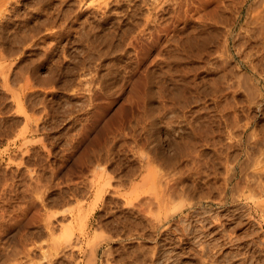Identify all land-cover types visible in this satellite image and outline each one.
<instances>
[{
    "label": "rangeland",
    "instance_id": "374dc122",
    "mask_svg": "<svg viewBox=\"0 0 264 264\" xmlns=\"http://www.w3.org/2000/svg\"><path fill=\"white\" fill-rule=\"evenodd\" d=\"M153 1L0 0V264H264L258 1Z\"/></svg>",
    "mask_w": 264,
    "mask_h": 264
},
{
    "label": "bare ground",
    "instance_id": "6f19581e",
    "mask_svg": "<svg viewBox=\"0 0 264 264\" xmlns=\"http://www.w3.org/2000/svg\"><path fill=\"white\" fill-rule=\"evenodd\" d=\"M5 1L7 2V0H5ZM101 1H102V0H101ZM152 1H153V0H152ZM156 1H158V0H155V1H153V2L156 3ZM192 1H193V0H192ZM199 1H200V0H199ZM204 1H208V0H204ZM204 1H203V2H204ZM216 1H218V3L215 2L216 5L220 4V6H222V5H221L222 0H216ZM225 1H226V0H225ZM238 1H241V0H238ZM238 1L236 0V2H238ZM242 1H243L244 4H246L249 0H242ZM253 1L255 2V0H253ZM257 1H258V3H257ZM257 1H256L255 3H257L258 5H257V6L255 5L256 7L254 6V9H253V10L251 9V11H253V12L251 13V14H252V16H251L252 20L247 21V22H250V25L252 24V25L254 26V28H255V27H258V28H259V31L257 30L258 28H256V31L259 32V33H258V38H257V39H260L261 47H264V33H261V31L264 30V0H257ZM145 2H146V0H145ZM171 2H172V1H171ZM197 2H198V1H197ZM197 2H196V3H197ZM200 2H201V1H200ZM200 2H199V3H200ZM208 2H209V1H208ZM219 2H220V3H219ZM228 2H232V0H231V1H228ZM249 2H252V1H249ZM254 2H252V3L255 4ZM81 3H82V2H81ZM87 3H88V2H87ZM158 3H159V1H158ZM188 3H189V2H188ZM199 3H197V4H199ZM205 3H206V2H205ZM205 3H204V4H205ZM224 3H225V2H224ZM234 3H235V2H234ZM234 3H232V4H234ZM239 3H241V2H239ZM104 4H105V3H104ZM104 4L102 3V5H104ZM146 4H147V3H146ZM201 4L203 5L202 2H201ZM201 4H200V6H201ZM227 4H228V3H227ZM235 4L237 5L238 3H235ZM250 4H251V3H250ZM3 5H4V4H3ZM3 5H1V6H3ZM100 5H101V4H100ZM149 5H150V4H148V6H149ZM156 5H157V4H156ZM159 5H162V4L159 3ZM159 5H157L158 7H157V6H156V7L159 8ZM224 5H226V3H225ZM230 5H231V4H230ZM236 5H235V6H236ZM13 6H14V5H13ZM104 6H105V5H104ZM129 6H130V5H129ZM144 6H145V5H144ZM171 6H172V5H171ZM185 6H186V5H185ZM191 6H192V5H191ZM214 6H215V5H214ZM228 6H229V4H228ZM232 6H234V5H231V6H229V7H232ZM238 6H239V4H238ZM156 7H154V8L156 9ZM194 7H195V6H194ZM239 7H240V6H239ZM252 7H253V6H252ZM126 8H127V7H126ZM161 8H162V7H161ZM161 8H160V9H161ZM214 8L216 9V10L214 9V11L217 12V11H218V7H217V8L214 7ZM225 8H226L227 10L230 9V8L227 7V5L225 6ZM225 8H224V9H225ZM235 8H236V7H235ZM235 8H233V10H234ZM237 8H238V7H237ZM248 8H249V6H248ZM90 9H91V8H90ZM109 9H110V8H109ZM128 9H129V8H128ZM155 9H154V10H155ZM187 9H190V8H187ZM195 9H196V8H195ZM224 9H222V10L224 11ZM226 9H225V10H226ZM93 10H94V9H93ZM151 10H152V9H151ZM182 10H183V9H182ZM182 10H181V11H182ZM198 10H199V9H198ZM220 10H221V9H220ZM220 10H219V11H220ZM222 10H221V11H222ZM227 10H226V11H227ZM230 10H231V9H230ZM233 10H232V12H233ZM238 10H239V8H238ZM238 10H237V9L234 10V12L236 11V13H237V15H236L237 17L240 16V11H238ZM157 11H158V10H157ZM188 11H189V10H188ZM194 11H195V10H194ZM209 11L211 12V11H213V10H209ZM158 12H159V11H158ZM196 12H197V11H196ZM245 12H246V11H245ZM247 12H249V9L247 10ZM129 13H130V12H129ZM200 13H202V12H200ZM206 13H207V12H206ZM217 13H218V12H217ZM222 13H223V12H222ZM224 13H225V12H224ZM236 13H235V14H236ZM152 14H153V13H152ZM154 14H155V13H154ZM157 14H158V13H157ZM168 14H169V13H168ZM184 14H185V13H184ZM204 14H205V11H204ZM208 14H210V13H208ZM211 14L214 15L215 13H214V14L211 13ZM211 14H210V15H211ZM220 14H221V13H219L218 15H220ZM233 14H234V13H233ZM235 14H234V16H235ZM247 14H248V13H247ZM131 15H134V14H131ZM176 15H177V14H176ZM196 15H198V14H196ZM206 15H207V14H206ZM210 15H208V17L206 16L207 18H209V19L206 18L207 21L209 20L208 22H210V21L212 20V18L210 19V17H211ZM221 15H222V14H221ZM221 15H220V16H221ZM228 15H229V14H228ZM244 15H245V14H244ZM146 16H147V14H146ZM149 16H150V15H149ZM153 16L155 17V15H153ZM186 16H187V15H186ZM198 16H199V15H198ZM204 16H205V15H204ZM209 16H210V17H209ZM215 16H217V15L215 14ZM220 16H219V17H220ZM230 16H231V14H230ZM245 16H246V15H245ZM249 16H250V15H249ZM8 17H9V16H8ZM176 17H177V16H176ZM199 17H201V16H199ZM212 17H213V19L215 18L214 16H212ZM219 17H216V18H215L216 21H218L217 18H219ZM224 17H225V16H224ZM228 17H229V16H228ZM246 17H247V16H246ZM145 18H146V17H145ZM194 18H195V17H194ZM196 18H197V17H196ZM204 18H205V17H204ZM249 18H250V17H249ZM93 19H94V18H93ZM93 19H92V20H93ZM146 19H147V18H146ZM151 19H152V18H151ZM151 19H150V20H151ZM160 19H161V18H160ZM165 19H166V18H165ZM175 19H176V18H175ZM191 19H192V18H191ZM220 19L222 20V18H220ZM220 19H219V21H220ZM230 19H231V18H230ZM237 19H238V18H237ZM2 20H3V19H2ZM127 20H128V19H127ZM148 20H149V18H148ZM148 20H147V22H145L146 25H148ZM183 20H184V19H183ZM194 20H195V19H194ZM198 20H199V18H198ZM200 20H201V18H200ZM200 20H199V21H200ZM202 20H203V18H202ZM202 20H201V21H202ZM225 20H227V18H225ZM239 20H240V19H239ZM244 20H245V19H243V22H244ZM247 20H248V18H247ZM129 21H130V20H129ZM165 21H166V20H165ZM176 21H177V20H176ZM188 21H189V20H188ZM195 21H196V20H195ZM213 22H215V20H214ZM232 22H233V21H232ZM232 22H230V23L232 24ZM251 22H252V23H251ZM119 23H120V22H119ZM135 23H136V22H135ZM143 23H144V22H143ZM149 23H150V21H149ZM154 23H155V22H154ZM199 23H200V22H199ZM216 23H217V22H216ZM219 23H220V22H219ZM223 23H224V21H223ZM223 23H222V24H223ZM239 23H240V22H239ZM94 24H95V23H94ZM167 24H168V23H167ZM201 24H202V22H201ZM203 24L208 25L209 23H206V21L204 20V23H203ZM210 24H212V23H210ZM220 24H221V23H220ZM228 24H229V23H228ZM231 24H230V25H231ZM241 24H243V23L241 22ZM241 24H239L238 29L236 28L237 30L235 29V26H232V27L230 28V30L227 31L228 33L226 32V35H225V33H224L225 38L223 37L224 40H222V42H221L222 44H219V45H221L220 48H219V52L221 53V56L224 57L223 59H225V56H231L232 53H233V52H232L233 49H235V50H234V54L239 53V51H238L239 48H236V46H235L236 43H237V46H238V42H236V43L234 44L233 41H234V39H235L237 36L240 35V32H242V33H243V32H245V33L247 32L246 34H248V33H249L248 31L250 30V27H251V26L249 27V25H245V24H243V25H245V27H244V26L241 25ZM213 25H214V24H213ZM234 25H235V24H234ZM148 26H149V25H148ZM197 26H198V25H197ZM201 26H202V25H201ZM221 26H222V25H221ZM225 26H226V25H225ZM236 26H237V25H236ZM242 26H243V27H242ZM253 26H252V27H253ZM142 27H143V25H142ZM142 27H141V28H142ZM164 27H165V26H164ZM169 27H171V26H169ZM222 27H223V26H222ZM229 27H230V26H229ZM247 27H249V29H248ZM199 28H202V27H199ZM208 28H209V27H208ZM210 28H211V27H210ZM215 28H216V27H215ZM226 28H227V27H226ZM93 29H94V28H93ZM137 29H138V28H137ZM142 29H143V28H142ZM162 29H163V28H162ZM165 29H166V28H165ZM169 29H170V28H169ZM169 29H168V30H169ZM196 29H197V28H196ZM227 29H228V28H227ZM50 30H51V29H50ZM138 30H139V29H138ZM157 30H158V29H157ZM168 30H167V31H168ZM203 30H204V29H203ZM223 30H224V29H223ZM241 30H243V31H241ZM251 30H253V29H251ZM251 30H250V32H252ZM254 30H255V29H254ZM139 31H140V30H139ZM142 31H144V30H142ZM145 31H146V30H145ZM193 31H194V30H193ZM210 31H211V30H210ZM210 31H209V32H210ZM121 32H122V31H121ZM155 32H156V31H155ZM159 32H160V31H159ZM205 32H206V30L204 31V33H205ZM207 32H208V31H207ZM262 32H264V31H262ZM141 33H142V32H141ZM143 33H144V32H143ZM156 33H157V32H156ZM197 33H198V32H197ZM197 33H196V34H197ZM252 33H253V32H252ZM36 34H37V33H36ZM179 34H180V33H179ZM100 35H101V34H100ZM124 35H125V34H124ZM134 35H135V34H134ZM150 35H153V34L151 33V31H150ZM159 35H160V34L157 35V38H158V39H159ZM173 35H174V34H173ZM173 35H172V36H173ZM198 35H199V33H198ZM204 35H205V34H204ZM213 35H215V34H212V36H213ZM244 35H245V34H244ZM250 35H251V33H250ZM254 35H255V33H254ZM43 36H44V35H43ZM186 36H187V35H186ZM199 36H200V35H199ZM222 36H223V35H222ZM246 36H248V35H246ZM256 36H257V34H256ZM101 37H102V36H101ZM106 37H107V36H106ZM127 37H128V36H127ZM145 37H146V36H145ZM154 37H155V36H154ZM176 37H177V36H176ZM197 37H198V36H197ZM204 37H206V36H204ZM204 37H203V39H204ZM249 37H250V36H249ZM252 37H253V36H251V38H252ZM133 38H134V37H133ZM139 38H140V36H139ZM139 38H137V39H139ZM155 38H156V37H155ZM162 38H163V37H162ZM174 38H175V35H174ZM207 38H208V37H207ZM209 38H211V37L209 36ZM209 38H208V39H209ZM229 38H231V40H229ZM238 38H239V37H238ZM245 38H247V37H245ZM251 38H250V39H251ZM255 38H256V37H255ZM151 39H152V38H151ZM193 39H194V38H193ZM203 39H202V40H203ZM208 39H204L203 42H205V40H207V42H210V40H208ZM211 39H212V38H211ZM247 39H248V38H247ZM89 40H90V39H89ZM140 40H141V39H140ZM144 40H145V39H144ZM216 40H217V39H216ZM236 40H237V38H236ZM241 40H242V36H241ZM243 40H244V39H243ZM243 40H242V41H243ZM252 40H254V39L252 38ZM34 41H35V40H34ZM132 41H135V40H132ZM149 41H150V40H149ZM156 41H157V40H156ZM175 41L177 42V40H175ZM187 41H188V40H187ZM194 41H196V40H194ZM248 41H251V40H248ZM254 41H255V40H254ZM258 41H259V40H258ZM128 42H130V41H128ZM141 42H142V40H141ZM146 42H147V41H146ZM200 42H201V41H200ZM203 42H201V43H203ZM215 42H217V41H215ZM240 42H241V41H240ZM243 42H245V41H243ZM246 42H247V40H246ZM256 42H257V40H256ZM28 43H29V42H28ZM130 43H131V42H130ZM132 43H134V42H132ZM154 43H155V42H154ZM174 43H175V42H174ZM187 43H188V42H187ZM187 43H186V44H187ZM213 43H214V42H213ZM230 43H232V44H230ZM247 43H248V42H247ZM247 43H243V44H247ZM89 44H90V43H89ZM123 44H124V43H123ZM128 44H129V43H128ZM152 44H153V43H152ZM152 44H151V45H152ZM168 44H169V43H168ZM183 44L185 45V43H183ZM183 44H182V45H183ZM188 44H189V43H188ZM205 44H206V43H205ZM207 44H208V43H207ZM243 44H242V45H243ZM258 44H259V43H258ZM258 44H256V45L258 46ZM32 45H33V44H32ZM143 45H144V44H143ZM147 45H148V44H147ZM149 45H150V44H149ZM173 45L175 46L176 44H173ZM196 45H197V43H196ZM201 45H203V44H201ZM240 45H241V44H239V47L242 46V45H241V46H240ZM51 46H52V45H51ZM126 46H127V45H126ZM129 46H130V45H129ZM133 46H136V45H133ZM145 46H146V45H145ZM145 46H144V47H145ZM157 46H158V45H157ZM168 46H169V45H168ZM171 46H172V45H171ZM199 46H200V45H199ZM199 46H198V47H199ZM203 46H204V45H203ZM246 46H247V45H246ZM88 47H90V46H88ZM179 47H180V46H179ZM192 47H193V46H192ZM258 47L261 48L260 45H259ZM147 48H148V46H147ZM104 49H105V48H104ZM130 49H131V48H130ZM136 49H137V48H136ZM136 49H135V51H136ZM138 49H139V48H138ZM170 49L173 50V48H170ZM175 49H176V48H175ZM175 49H174V50H175ZM199 49H200V48H199ZM202 49H204V48H202ZM217 49H218V48H217ZM247 49H248V48H247ZM262 49H264V48H261V50H262ZM4 50H5V49H4ZM107 50H108V49H107ZM174 50H173V51H174ZM182 50H183V49H182ZM241 50L243 51L244 49L242 48ZM101 51H106V49H105V50H101ZM176 51H178V49H177ZM200 51H201V50H200ZM216 51H217V50H216ZM248 51H249V50H248ZM250 51H251V50H250ZM257 51H258V50H257ZM257 51H256L255 53H257ZM157 52H158V51H157ZM253 52H254V51H253ZM136 53H139V52H136ZM140 53H141V51H140ZM205 53H206V52H205ZM216 53H217V52H216ZM251 53H252V52H251ZM206 54H207V53H206ZM239 54H240V53H239ZM247 54H249V52H247ZM247 54H246L245 56H247ZM261 54H262V52H261ZM158 55H159V54H158ZM184 55H185V54H184ZM219 55H220V54H219ZM259 55H260V54H259ZM136 56H137V55H136ZM139 56H140V55H139ZM185 56H186V55H185ZM221 56H219V57H221ZM239 56H241V55H238V57H239ZM242 56H244V54H242ZM242 56H241V57H242ZM260 56H261V55H260ZM0 57H1V56H0ZM98 57H99V56H98ZM137 57H138V56H137ZM248 57L251 58L250 56H248ZM253 57H254V55H253ZM262 57H264V56H262ZM242 58H243V57H242ZM242 58H241V59H242ZM245 58H246V57L243 58L244 61H245ZM249 58H248V60H249ZM88 59H89V58H88ZM165 59H166V58H165ZM195 59H197V58L195 57ZM221 59H222V57H221ZM243 59H242V61H243ZM135 60H136V59H135ZM135 60H134V61H135ZM167 60H168V59H167ZM225 60H226V59H225ZM73 61H74V60H73ZM80 61H81V60H80ZM126 61H127V60H126ZM205 61H206V60H205ZM228 61H229V60H228ZM261 61H262V60H261ZM81 62H82V61H81ZM113 62H114V61H113ZM225 62H226V61H225ZM246 62H247V59H246ZM75 63H76V62H75ZM222 63H223V61H222ZM242 63H243V62H242ZM249 63H250V62H249ZM260 63H261V62H260ZM224 64H225V63H224ZM247 64H248V62H247ZM252 64H253V63H252ZM75 65H76V64H75ZM249 65L252 66L251 64H249ZM255 65H257V64H255ZM258 65H259V64H258ZM96 66H97V64H96ZM250 66H249V67H250ZM253 66H254V65H253ZM59 67H60V66H59ZM239 68H240V67H239ZM194 69H195V68H194ZM228 69H229V68H228ZM250 69L252 70L253 67L250 68ZM254 69H255V67H254ZM226 70H227V69H226ZM237 70H239L238 67H237ZM255 70H256V69H255ZM9 71H10V70H9ZM137 71H138V70H137ZM139 71H140V70H139ZM230 71H231V70H230ZM259 71H261V70L259 69ZM259 71H258L259 74H258V73H257V74L260 76V72H259ZM0 72H1V71H0ZM50 72H51V71H50ZM96 72H97V71H96ZM215 72H216V71H215ZM261 72H262V71H261ZM2 73H3V72H2ZM55 73H56V72H55ZM237 73H238V72H237ZM254 73H256V72H254ZM231 74H232V73H231ZM52 75H53V74H52ZM62 75H63V74H62ZM102 75H103V74H102ZM219 75H220V74H219ZM237 75H238V74H237ZM261 75H262V74H261ZM255 76H256V75H255ZM2 77H3V76H2ZM52 77H53V76H52ZM141 77H142V76H141ZM222 77H223V76H222ZM260 77H261V76H260ZM4 78H5V77H4ZM253 78H254V77H253ZM2 79H3V78H2ZM131 79H132V78H131ZM217 79H218V78H217ZM237 79H238V78H237ZM239 79H240V78H239ZM27 80H28V79H27ZM117 80H118V79H117ZM23 81H24V80H23ZM89 81H90V80H89ZM121 81H122V80H121ZM214 81H215V80H214ZM234 81H235V80H234ZM256 81L258 82V80H256ZM254 82H255V81H254ZM50 83H51V82H50ZM115 83H116V82H115ZM117 83H118V82H117ZM189 83H190V82H189ZM219 83H220V82H219ZM219 83H218V84H219ZM244 83H246V82H244ZM84 84H85V83H84ZM92 84H93V83H92ZM193 84H194V83H193ZM249 84H250V83H249ZM255 84H256V83H255ZM113 85H114V84H113ZM252 85H253V83H252ZM104 86H105V85H104ZM109 86H110V85H109ZM219 86H220V85H219ZM253 86H254V85H253ZM259 86H260V85H259ZM110 87H111V86H110ZM116 87H117V86H116ZM228 87H229V86H228ZM250 87H252V86H250ZM255 87H256V86H255ZM112 88H113V87H112ZM132 88H133V87H132ZM253 88H254V87H253ZM133 89H134V88H133ZM179 89H180V88H179ZM256 89H257V88H256ZM134 90H135V89H134ZM198 90H199V89H198ZM244 90H245V89H244ZM248 90H249V89H248ZM254 90H255V89H254ZM215 91H216V90H215ZM114 92H115V91H114ZM132 92H133V91H132ZM136 92H137V91H136ZM202 92H203V91H202ZM252 92H253V91H252ZM13 93H14V92H13ZM77 93H79V92H77ZM116 93H117V92H116ZM180 93H182V92H180ZM228 93H229V92H228ZM257 93H258V92H257ZM17 94H18V93H17ZM17 94H16V95H17ZM25 94H26V93H25ZM94 94H95V93H94ZM98 94H99V93H98ZM109 94H110V93H109ZM138 94H139V93H138ZM198 94H199V93H198ZM249 94H250V93H249ZM258 94H259V93H258ZM13 95H14V94H13ZM16 95H15V96H16ZM80 95H81V94H80ZM111 95H112V94H111ZM131 95H132V94H131ZM260 96H261V95H260ZM133 97H134V96H133ZM136 97H137V96H136ZM256 97H257V96H256ZM130 98H131V96H130ZM225 98H226V97H225ZM141 99H142V98H141ZM180 99H181V98H180ZM254 99H255V98H254ZM102 100H103V99H102ZM142 100H143V99H142ZM225 101H226V100H225ZM225 101H224V102H225ZM249 101H250V99H249ZM252 101H253V100H252ZM255 101H256V100H255ZM17 104H18V103H17ZM19 104H20V103H19ZM19 104H18V105H19ZM225 105H226V104H225ZM19 106H20V105H19ZM234 106H235V105H234ZM172 107H173V106H172ZM183 107H184V106H183ZM168 108H169V107H168ZM184 108H185V107H184ZM221 108H222V107H221ZM226 108H227V107H226ZM244 108H245V107H244ZM18 109H19V108H18ZM20 109H21V108H20ZM20 109H19V110H20ZM22 109H23V108H22ZM219 109H220V108H219ZM236 109H237V108H236ZM136 110H137V109H136ZM168 110H169V109H168ZM239 110H240V109H239ZM129 111H130V110H129ZM178 111H179V110H178ZM219 111H220V110H219ZM148 112H149V111H148ZM151 112H152V111H151ZM233 112H234V111H233ZM234 113H235V112H234ZM21 114H22V113H21ZM61 114H62V113H61ZM90 114H91V113H90ZM203 114H204V113H203ZM23 115H24V114H23ZM88 115H89V114H88ZM182 115H183V114H182ZM149 116H150V115H149ZM183 116H184V115H183ZM221 116H222V115H221ZM231 116H232V115H231ZM235 116H236V115H235ZM87 117H88V116H87ZM168 117H169V116H168ZM184 117H185V116H184ZM191 117H192V116H191ZM195 117H196V116H195ZM245 117H246V116H245ZM25 118H26V117H25ZM69 118H70V117H69ZM92 118H93V117H92ZM113 118H114V117H113ZM169 118H170V117H169ZM178 118H179V117H178ZM178 118H177V120H178ZM210 118H211V117H210ZM236 118H237V117H236ZM93 119H94V118H93ZM95 119H96V118H95ZM148 119H149V118H148ZM155 119H156V118H155ZM212 119H213V118H212ZM243 119H244V118H243ZM126 120H127V119H126ZM137 120H138V119H137ZM189 120H190V119H189ZM235 120H236V119H235ZM57 121H58V120H57ZM183 121H184V120H183ZM27 122H28V120H27ZM120 122H121V121H120ZM146 122H147V121H146ZM207 122H209V121H207ZM53 123H54V122H53ZM105 123H106V122H105ZM141 123H142V122H141ZM141 123H140V124H141ZM218 123H219V122H218ZM168 124H169V123H168ZM225 124H226V123H225ZM105 125H106V124H105ZM137 125H138V124H137ZM216 125H217V124H216ZM228 125H229V124H228ZM35 126H36V125H35ZM84 126H85V125H84ZM167 126H168V125H167ZM208 126H209V125H208ZM243 126H244V125H243ZM243 126H242V127H243ZM127 127H128V126H127ZM232 127H233V126H232ZM106 128H107V127H106ZM36 129H37V128H36ZM108 129H109V128H108ZM228 129H229V128H228ZM89 130H90V129H89ZM97 130H98V129H97ZM236 130H237V129H236ZM33 131H34V130H33ZM35 131H36V130H35ZM113 131H114V130H113ZM199 131H200V129H199ZM199 131H198V132H199ZM253 131H254V130H253ZM30 132H31V131H30ZM36 132H37V131H36ZM99 132H100V130H99ZM101 132H102V131H101ZM237 132H238V131H237ZM251 132H252V131H251ZM106 133H107V132H106ZM110 133H111V132H110ZM117 133H118V132H117ZM122 133H123V132H122ZM147 133H148V132H147ZM218 133H219V132H218ZM246 133H247V132H246ZM93 134H94V133H93ZM167 134H168V133H167ZM170 134H171V133H170ZM197 134H198V133H197ZM234 134H235V133H234ZM236 134H237V133H236ZM249 134H250V133H249ZM253 134H254V133H253ZM253 134H252V135H253ZM102 135H103V134H102ZM255 135H257V134H255ZM255 135H253V136H255ZM77 136H78V135H77ZM94 136H95V135H94ZM109 136H110V135H109ZM200 136H201V135H200ZM208 136H209V135H208ZM232 136H233V135H232ZM236 136H237V135H236ZM261 136H262V135H261ZM78 137H79V136H78ZM100 137H101V136H100ZM102 137H103V136H102ZM122 137H123V136H122ZM129 137H130V136H129ZM164 137H165V136H164ZM256 137H257V136H256ZM81 138H82V137H81ZM186 138H187V137H186ZM189 138H190V137H189ZM237 138H238V137H237ZM262 138H264V137H262ZM134 139H135V138H134ZM183 139H184V138H183ZM224 139H225V138H224ZM260 139H261V138H260ZM77 140H78V139H77ZM83 140H84V139H83ZM91 140H92V139H91ZM102 140H103V139H102ZM192 140H193V139H192ZM195 140H196V139H195ZM201 140H202V138H201ZM227 140H228V139H227ZM257 140H258V139H257ZM94 141H96V140H94ZM97 141H98V140H97ZM100 141H101V140H100ZM205 141H207V140H205ZM208 141H209V140H208ZM244 141H245V140H244ZM109 142H110V141H109ZM121 142H123V141L121 140ZM193 142H194V141H193ZM202 142H203V141H202ZM228 142H229V141H228ZM253 142H254V141H253ZM259 142H260V141H259ZM99 143H100V142H99ZM166 143H167V142H166ZM170 143H171V141H170ZM122 144H123V143H122ZM195 144H196V143H195ZM230 144H231V143H230ZM256 144H257V143H256ZM49 145H50V144H49ZM107 145H108V144H107ZM193 145H194V144H193ZM228 145H229V144H228ZM236 145H237V144H236ZM254 145H255V144H254ZM85 146H86V145H85ZM98 146H99V145H98ZM204 146H205V145H204ZM93 147H94V146H93ZM125 147H126V146H125ZM149 147H150V146H149ZM261 147H262V146H261ZM126 148H127V147H126ZM201 148H202V147H201ZM214 148H215V147H214ZM231 148H232V147H231ZM234 149H235V148H234ZM83 150H84V149H83ZM168 150H169V149H168ZM191 150H192V148H191ZM225 150H226V149H225ZM257 150H258V149H257ZM87 151H88V150H87ZM94 151H95V150H94ZM98 151H99V150H98ZM105 151H107V150H105ZM195 151H196V150H195ZM174 152H175V151H174ZM174 152H172V153H174ZM177 152H179V151H177ZM177 152H176V153H177ZM250 152H251V151H250ZM252 152H253V151H252ZM256 152H257V151H256ZM260 152H261V151H260ZM125 153H126V152H125ZM176 153H175V154H176ZM206 153H207V152H206ZM210 153H211V152H210ZM218 153H219V152H218ZM79 154H80V153H79ZM94 154H95V153H94ZM196 154H197V153H196ZM196 154H195V155H196ZM258 154H259V153H258ZM125 155H126V154H125ZM178 155H179V153H178ZM192 155H193V154H192ZM217 155H218V154H217ZM83 156H84V155H83ZM87 156H88V155H87ZM101 156H102V155H101ZM166 156H167V155H166ZM170 156H171V155H170ZM203 156H204V155H203ZM261 156H262V155H261ZM115 157H116V156H115ZM171 157H172V156H171ZM179 157H180V156H179ZM195 157L197 158V156H195ZM251 157H252V156H251ZM253 157H254V156H253ZM83 158H84V157H83ZM100 158H101V157H100ZM140 158H141V157H140ZM186 158H187V157H186ZM190 158H191V157H190ZM225 158H226V157H225ZM249 158H250V156H249ZM79 159H80V157H79ZM122 159H123V158H122ZM181 159H182V158H181ZM192 159H193V158H192ZM194 159H195V158H194ZM221 159H222V158H221ZM261 159H262V158H261ZM152 160H153V159H152ZM190 160H191V159H190ZM230 160H231V159H230ZM252 160H253V159H252ZM156 161H157V160H156ZM161 161H162V160H161ZM174 161L176 162V160H174ZM202 161H203V160H202ZM222 161H223V160H222ZM232 161H233V160H232ZM242 161H243V160H242ZM244 161H245V160H244ZM118 162H119V161H118ZM121 162H122V161H121ZM134 162H136V161H134ZM137 162H138V161H137ZM145 162H146V161H145ZM149 162H150V161H149ZM207 162H209V161H207ZM80 163H81V162H80ZM102 163H103V162H102ZM159 163H160V162H159ZM162 163H163V162H162ZM185 163H186V162H185ZM192 163H193V162H192ZM199 163H200V162H199ZM212 163H213V162H212ZM243 163H244V162H243ZM255 163H257V162H255ZM62 164H63V163H62ZM173 164H174V163H173ZM175 164H176V163H175ZM251 164H252V163H251ZM253 164H254V163H253ZM139 165H140V164H139ZM179 165H180V164H179ZM239 165H241V164L239 163ZM256 165H257V164H256ZM88 166H89V165H88ZM102 166H103V165H102ZM183 166H184V165H183ZM196 166H197V165H196ZM251 166H252V165H251ZM194 167H195V166H194ZM198 167H199V166H198ZM242 167H243V164H242ZM242 167L240 166V168H242ZM245 167H247V166H245ZM253 167H254V166H253ZM135 168H136V166H135ZM179 168H180V167H179ZM258 168H259V167H258ZM51 169H52V168H51ZM88 169H89V168H88ZM144 169H145V168H144ZM213 169H214V168H213ZM242 169H243V168H242ZM249 169H250V168H249ZM60 170H61V169H60ZM177 170H178V169H177ZM179 170H180V169H179ZM215 170H216V169H215ZM232 170H233V169H232ZM247 170H248V169H247ZM255 170H257V169H254V171H255ZM258 170H259V169H258ZM88 171H89V170H88ZM151 171H152V170H151ZM171 171H172V170H171ZM190 171H191V170H190ZM230 171H231V170H230ZM239 171H240V170H239ZM242 171H243V170H242ZM250 171H251V170H250ZM167 172H168V171H167ZM195 172H196V171H195ZM222 172H223V171H222ZM243 172H246V171H243ZM260 172H261V171H260ZM126 173H127V172H126ZM155 173H156V172H155ZM178 173H179V172H178ZM197 173H198V172H197ZM233 173L235 174V172H233ZM233 173H232V174H233ZM147 174H148V173H147ZM170 174H171V173H170ZM176 174H177V172H176ZM207 174H208V173H207ZM220 174H221V173H220ZM234 174H233V175H234ZM247 174H248V173H246V175H247ZM253 174H255V172H254ZM156 175H157V174H156ZM156 175H155V176H156ZM164 175H165V173H164ZM209 175H210V174H209ZM230 175H231V174H230ZM235 175H236V174H235ZM244 175H245V174H244ZM246 175H245V177H247V178H245V179L247 180V179L249 178V177H248L249 174H248L247 176H246ZM80 176H81V175H80ZM191 176H192V175H191ZM231 176H232V175H231ZM241 176H242V175H241ZM252 176H253V175H252ZM252 176H250V178H252ZM258 176H259V174H258ZM258 176H257V177H258ZM170 177H171V176H170ZM193 177H194V176H193ZM200 177H201V176H200ZM37 178H38V177H37ZM154 178H155V177H154ZM168 178H169V177H168ZM168 178H167V179H168ZM184 178H185V177H184ZM213 178H214V177H213ZM233 178H236V177H233ZM242 178H243V182H245L246 180L244 181V177H242ZM250 178H249V179H250ZM167 179H166V181H167ZM258 179H259V178H258ZM159 180H160V179H159ZM221 180H222V179H221ZM223 180H224V179H223ZM241 180H242V179H241ZM261 180H262V179H261ZM84 181H85V180H84ZM168 181H169V180H168ZM252 181H254V180L252 179ZM252 181H251V180H250V181L248 180V182H250V183H251ZM257 181H258V180H256V182H257ZM259 181H260V179H259ZM70 182H71V181H70ZM78 182H79V180H78ZM163 182H164V181H163ZM169 182H170V181H169ZM212 182H213V181H212ZM239 182H240V181H239ZM37 183H38V182H37ZM93 183H94V182H93ZM193 183H194V182H193ZM193 183H192V184H193ZM254 183H255V181H254ZM254 183H253V186H254ZM257 183H258V182H257ZM260 183L262 184L261 181H260ZM75 184H76V183H75ZM139 184H140V183H139ZM139 184H138V185H139ZM161 184H163V183H161ZM190 184H191V183H190ZM207 184H208V183H207ZM219 184H221V183H219ZM224 184H225V183H224ZM237 184H238V183H237ZM242 184H243V187H245L244 183H242ZM245 184H246V183H245ZM255 184H256V183H255ZM258 184H259V183H258ZM42 185H43V184H42ZM102 185H103V184H102ZM120 185H121V184H120ZM131 185H132V184H131ZM134 185H137V184H134ZM140 185H141V184H140ZM145 185H146V184H145ZM152 185H153V184H152ZM158 185H159V184H158ZM225 185H226V184H225ZM141 186H142V185H141ZM150 186H151V185H150ZM222 186H223V185H222ZM236 186H237V185H236ZM246 186H249V185L247 184ZM250 186H252V185L250 184ZM250 186L247 187V189L250 188ZM262 186H264V185H262ZM262 186H260V190H262L261 188H264V187H262ZM151 187H152V186H151ZM233 187H234V185H233ZM243 187H242V188H243ZM254 187H255V186H254ZM256 187H257V184H256ZM42 188H43V187H42ZM116 188H117V186H116ZM153 188H154V187H153ZM237 188H238V186H237ZM240 188H241V187H240ZM101 189H102V188H101ZM157 189H158V188H157ZM160 189H162V188H160ZM191 189H192V188H191ZM195 189H196V188H195ZM31 190H32V189H31ZM98 190H99V189H98ZM133 190H134V189H133ZM136 190H137V189H136ZM148 190H149V189H148ZM148 190H145V191L148 192ZM171 190H172V189H171ZM186 190H187V189H186ZM242 190H243V189H242ZM35 191H36V190H35ZM142 191H143V190H142ZM145 191H143V192H145ZM152 191H153V190H152ZM187 191H188V190H187ZM239 191H240V189H239ZM250 191H251V188H250ZM37 192H38V191H37ZM140 192H141V191H140ZM143 192H142V193H143ZM146 192H145V193H146ZM149 192H150V190H149ZM159 192H160V191H159ZM172 192H173V191H172ZM172 192H171V193H172ZM176 192H177V191H176ZM233 192H234V191H233ZM256 192H257V191H256ZM262 192H264V191H262ZM262 192H261V193H262ZM32 193H33V191H32ZM99 193H100V191H99L98 193H96V194H99ZM133 193H134V192H133ZM150 193H151V192H150ZM173 193H174V192H173ZM173 193H172V194H173ZM237 193H238V192H237ZM41 194H42V193H41ZM63 194H64V193H63ZM100 194H101V193H100ZM100 194H99V195H100ZM152 194H153V193H152ZM160 194H161V193H160ZM165 194H166V193H165ZM172 194H171V195H172ZM176 194H177V193H176ZM246 194H247V193H246ZM252 194H253V193H252ZM35 195H36V194H35ZM99 195H97V197H98ZM135 195H136V194H135ZM144 195H145V194H144ZM148 195H149V194H148ZM150 195H151V194H150ZM154 195H155V194H154ZM167 195H169V193H168ZM171 195H169V196H171ZM203 195H204V194H203ZM225 195H226V194H225ZM256 195H257V193H256ZM259 195H260V194H259ZM145 196H146V195H145ZM155 196H156V195H155ZM220 196H222V195H220ZM244 196H246V195H244ZM244 196H243V197H244ZM257 196H258V195H257ZM261 196H262V195H261ZM116 197H117V196H116ZM162 197H163V196H162ZM182 197H183V196H182ZM206 197H207V196H206ZM32 198H33V197H32ZM95 198H96V197H95ZM125 198H126L127 201H131V202L133 201V200L130 199V197L127 196V195L125 196ZM144 198H145V197H144ZM250 198H251V197H250ZM118 199H119V198H118ZM148 199H149V198H148ZM148 199H147V200H148ZM153 199H154V198H153ZM160 199H161V197H160ZM167 199H168V198H167ZM237 199H238V198H237ZM31 200H32V199H31ZM135 200H136V199H135ZM155 200H156V199H155ZM194 200H195V199H194ZM203 200H204V199H203ZM256 200H257V199H256ZM34 201H35V200H34ZM137 201H138V200H137ZM139 201H140V200H139ZM144 201H145V200H144ZM167 201H168V200H167ZM173 201H174V200H173ZM181 201H182V200H181ZM185 201H186V200H185ZM131 202H130V203H131ZM165 202H166V201H165ZM168 202H169V201H168ZM168 202H167V203H168ZM171 202H172V201H171ZM171 202H170V203H171ZM186 202H187V201H186ZM188 202H190V201H188ZM214 202H215V201H214ZM224 202H225V201H224ZM256 202H258V201H256ZM162 203H163V202H162ZM167 203H166V207H167ZM260 203H261V202H260ZM140 204H141V203H140ZM171 204H172V203H171ZM262 204H264V202H262ZM262 204H261V205H262ZM31 205H32V204H31ZM150 205H151V204H150ZM152 205H153V204H152ZM164 205H165V204H164ZM187 205H188V204H187ZM189 205H190V204H189ZM259 205H260V204H259ZM35 206H36V205H35ZM38 206H39V205H38ZM121 206H122V205H121ZM141 206H142V205H140V207H141ZM146 206H147V205H146ZM171 206H172V205H171ZM142 207H143V206H142ZM148 207H149V206H148ZM174 207H175V206H174ZM261 207H262V206H261ZM138 208H139V207H138ZM176 208H178V207L176 206ZM176 208H175V209H176ZM39 209H40V208H39ZM146 209H147V208H146ZM160 209H161V208H160ZM165 209H166V208H165ZM171 209H173V208H171ZM175 209H174V210H175ZM261 209H262V211H261L262 214H264V208H261ZM261 209H260V210H261ZM151 210H152V209H151ZM179 210H180V209H179ZM172 211H173V210H172ZM176 211H177V210H176ZM45 212H46V211H45ZM140 212H141V211H140ZM142 212H143V211H142ZM150 212H151V211H150ZM163 212H164V211H163ZM170 212H171V211H170ZM173 212H175V211H173ZM147 213H148V212H147ZM179 213H180V212H179ZM47 214H48V213H47ZM145 214H146V213H145ZM150 214H151V213H150ZM163 214H164V213H163ZM167 215H171V214H167ZM201 215H202V214H201ZM150 216H152V215H150ZM165 216H166V212H165ZM163 217H164V216H163ZM38 218H39V217H38ZM46 218H47V217H46ZM48 218H49V217H48ZM145 218H146V217H145ZM147 218H148V217H147ZM148 219H149V218H148ZM17 220H18V219H17ZM79 220H80V219H78V221H79ZM83 220H84V219H83ZM157 220H158V219H157ZM183 220H185V219H183ZM80 221H81V220H80ZM145 221H146V220H145ZM147 221H148V220H147ZM239 221H240V220H239ZM47 222H48V220H47ZM1 223H2V222H1ZM81 223H82V221H81ZM46 224H47V223H46ZM79 224H80V223H79ZM79 224H78V225H79ZM82 224H83V223H82ZM153 224H154V223H153ZM83 225H84V224H83ZM147 225H148V224H147ZM192 225H193V224H192ZM125 226H126V225H125ZM46 227H47V226H46ZM22 228H23V227H22ZM47 228H49V227H47ZM83 228H84V227L81 226V228H80V231H81V232L84 230ZM189 228H190V227H189ZM0 229H1V227H0ZM2 229H3V228H2ZM50 229H51V228H50ZM62 229H63V230H61V231H63V233H62V240H64V241H69V240L71 239V237H72V234L74 233L73 230H72L71 227H69V226H68V227H64V228L62 227ZM74 229H75V228H74ZM117 230H118V229H117ZM6 231H7V230H6ZM134 231H135V230H134ZM195 231H196V230H195ZM145 232H146V231H145ZM138 233H139V232H138ZM51 234H52V233H51ZM77 235H78V234H77ZM16 236H17V235H16ZM26 236H27V235H26ZM32 237H33V236H32ZM188 237H189V236H188ZM76 238H77V237H76ZM168 239H169V238H168ZM30 240H31V239H30ZM54 240H55V238H54ZM75 240H76V239H75ZM33 241H34V239H33ZM52 241H53V240H52ZM58 241H59V240H58ZM64 241H63V242H64ZM92 241H93V240H92ZM46 242H47V241H46ZM63 242H60V243H63ZM23 243H24V242H23ZM56 243H57V242H56ZM60 243H59V244H60ZM67 243H69V242H67ZM53 244H54V243H53ZM65 244H66V243H65ZM92 244H93V243H92ZM94 244H95V243H94ZM94 244H93V245H94ZM178 245H179V244H178ZM30 246H31V245H30ZM39 246H40V245H39ZM95 246H96V244H95ZM19 247H20V246H19ZM33 247H34V246H33ZM62 247H63V246H62ZM46 248H47V247H46ZM46 248H45V249H46ZM55 248H56V247H55ZM91 248H93V247H91ZM20 249H21V248H20ZM29 249H30V248H29ZM63 249H64V248H63ZM22 250H23V249H22ZM22 250H21V251H22ZM39 250H40V249H39ZM93 250L95 251V249H93ZM260 250H261V249H260ZM43 251H44V250H43ZM89 251H90V250H89ZM18 252H19V251H18ZM25 252H26V251H25ZM35 252H36V251H35ZM46 252H47V251H44L43 253H46ZM83 252H84V251H83ZM27 253H28V252H27ZM59 253H60V252H59ZM2 254H3V253H2ZM108 254H109V253H108ZM41 255H42V254H41ZM49 255H50V254H49ZM61 255H63V254H61ZM46 256H47V255H46ZM88 256H90V255H88ZM150 256H151V255H150ZM41 257H42V256H41ZM48 257H49V256H48ZM49 258H50V257H49ZM89 258H90V257H89ZM92 258H93V257H92ZM42 259H43V258H42ZM48 260H49V259H48ZM87 263H88V262H87ZM94 263H95V262L93 261V262H91L90 264H94ZM106 263H107V262H106ZM50 264H51V263H50ZM85 264H86V263H85ZM88 264H89V263H88ZM108 264H109V263H108Z\"/></svg>",
    "mask_w": 264,
    "mask_h": 264
}]
</instances>
